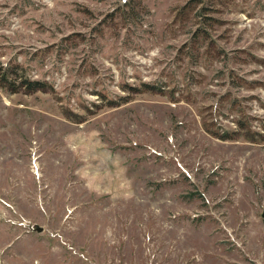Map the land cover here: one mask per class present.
<instances>
[{
    "label": "rangeland",
    "instance_id": "374dc122",
    "mask_svg": "<svg viewBox=\"0 0 264 264\" xmlns=\"http://www.w3.org/2000/svg\"><path fill=\"white\" fill-rule=\"evenodd\" d=\"M0 264H264V0H0Z\"/></svg>",
    "mask_w": 264,
    "mask_h": 264
},
{
    "label": "water",
    "instance_id": "95a60500",
    "mask_svg": "<svg viewBox=\"0 0 264 264\" xmlns=\"http://www.w3.org/2000/svg\"><path fill=\"white\" fill-rule=\"evenodd\" d=\"M35 228H36V230L39 231V232H41V231L44 230V227H43V226H40V225H36Z\"/></svg>",
    "mask_w": 264,
    "mask_h": 264
},
{
    "label": "trees",
    "instance_id": "16d2710c",
    "mask_svg": "<svg viewBox=\"0 0 264 264\" xmlns=\"http://www.w3.org/2000/svg\"><path fill=\"white\" fill-rule=\"evenodd\" d=\"M29 81V80H28ZM29 83L32 85L34 82L29 81ZM222 137H227L226 135H223Z\"/></svg>",
    "mask_w": 264,
    "mask_h": 264
}]
</instances>
